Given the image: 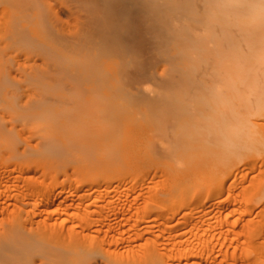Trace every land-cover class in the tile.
Listing matches in <instances>:
<instances>
[{"label":"rangeland","instance_id":"rangeland-1","mask_svg":"<svg viewBox=\"0 0 264 264\" xmlns=\"http://www.w3.org/2000/svg\"><path fill=\"white\" fill-rule=\"evenodd\" d=\"M240 1L139 0L123 60L89 0H0V264H264L263 72L235 65L264 8Z\"/></svg>","mask_w":264,"mask_h":264},{"label":"bare ground","instance_id":"bare-ground-1","mask_svg":"<svg viewBox=\"0 0 264 264\" xmlns=\"http://www.w3.org/2000/svg\"><path fill=\"white\" fill-rule=\"evenodd\" d=\"M146 1H148V0H146ZM208 1V0H207ZM227 2H228V0H226ZM241 1H243V0H241ZM240 1V2H241ZM246 1V0H245ZM248 1V0H247ZM85 2V1H84ZM84 2H83V5H84ZM89 2H90V5H91V8L93 7V14H94V16H95V19H96V22L98 23L97 24V26L99 25V26H101V32H102V30L104 31L103 32V34H101L100 33V35H102V40L104 41V42H110V44H111V47H113L115 50L116 49H120L119 50V52H121V54H122V59L124 58L123 57V55H126V53H128V51H130L131 49L128 47V49H126V47L124 46V44H122V41L120 40L121 39V37H123V39H124V36H126V35H128V32L134 27L133 25H134V23L136 22L135 20L136 19H138L139 18V15L142 13V12H144L147 8L149 9L150 7H151V5H149V7H147L148 5H145V4H142L141 2H139V0H89ZM161 2H163V1H161ZM210 2V1H209ZM215 2V1H214ZM221 2H224V0H221ZM226 2V3H227ZM237 2H238V0H237ZM244 2V1H243ZM86 3V2H85ZM143 3H145L144 1H143ZM208 3V2H207ZM219 3V2H218ZM230 3H232V1H230ZM229 3V4H230ZM246 2H244V4H245ZM249 4H250V6L252 7L251 9H252V15L251 16H254V15H259V13L261 12V15L263 14V11L261 10L260 12H258V10L259 9H261V8H264V3L262 2V0H259L258 2H254V1H249L248 2ZM247 3V4H248ZM82 4V3H81ZM88 4V6H90L89 5V3H87ZM148 4V3H147ZM154 5H155V3H153ZM166 4V3H165ZM184 4V3H183ZM209 4V3H208ZM154 5H153V7H154ZM160 4H158V6H159ZM206 5V4H205ZM220 5V4H219ZM238 5V4H237ZM240 6L242 5V4H239ZM216 6H217V4H216ZM216 6H214L213 5V7L214 8H216ZM230 6H233V5H230ZM234 6H236L235 4H234ZM157 7V6H156ZM171 7H172V5H171ZM184 7H187V6H184ZM225 7V6H224ZM243 7H245V6H243ZM243 7H242V9H243ZM247 7H248V5H247ZM88 8H90V7H88ZM155 8V7H154ZM153 8V9H154ZM205 8V7H204ZM156 9H158V8H156ZM166 9H167V7H166ZM170 9V8H169ZM185 9V8H184ZM221 9V8H220ZM225 9V8H224ZM247 9V8H246ZM159 10V9H158ZM162 10V8H160V11ZM164 10H165V7H164ZM219 10V9H218ZM231 10V12H233L234 10L233 9H230ZM233 10V11H232ZM238 10H240V9H238ZM244 10V9H243ZM242 10V11H243ZM149 12L151 11L150 9L148 10ZM153 11V10H152ZM168 11V10H167ZM167 11H166V13H167ZM222 12L224 11V10H221ZM220 11V12H221ZM227 11H229V10H227ZM237 11V9L235 10V12ZM242 11H240L239 12V15L240 16H242ZM245 11V10H244ZM243 11V12H244ZM251 11V10H250ZM4 12H5V10H4ZM22 12V11H21ZM156 12V11H155ZM161 12H163V11H161ZM160 12V13H161ZM222 12L220 13V14H222ZM225 12H226V10H225ZM224 12V13H225ZM235 12H233V14L235 13ZM245 12H249V10L248 11H245ZM148 13V12H147ZM146 12L144 13V14H146V15H149L150 16V14L152 13H150V14H147ZM164 13V12H163ZM169 13V12H168ZM179 13V12H178ZM184 13V12H183ZM182 13V14H183ZM228 14H230L229 12H227ZM241 13V14H240ZM23 14V13H22ZM170 14V13H169ZM173 14V13H172ZM171 14V15H172ZM187 14V13H186ZM235 14H238V12H236ZM247 14V13H246ZM254 14V15H253ZM142 16H143V14H141ZM153 15V14H152ZM165 15V14H164ZM223 15V14H222ZM224 15H226V14H224ZM264 15V14H263ZM262 15V16H263ZM142 16H141V18H142ZM161 17H162V15H160ZM166 16V15H165ZM169 16V15H168ZM173 16H174V14H173ZM175 16H177V15H175ZM208 16V15H207ZM230 16H231V14H230ZM232 16H234V15H232ZM231 16V17H232ZM244 16V15H243ZM250 16V15H249ZM260 16V15H259ZM151 17H155V15L154 16H151ZM229 17V16H228ZM238 17V16H237ZM246 17V16H245ZM255 17V16H254ZM258 17V16H257ZM91 18V17H90ZM163 18V17H162ZM168 18V17H167ZM166 18V19H167ZM170 18V17H169ZM173 18V17H172ZM172 18H170V19H172ZM203 18V17H202ZM206 18H208V17H206ZM210 18V17H209ZM240 18V17H239ZM256 18V17H255ZM140 19V18H139ZM138 19V20H139ZM145 19H147V17L145 18ZM145 19L143 18L142 19V22L143 23H145ZM169 19V20H170ZM194 19V18H193ZM204 19V18H203ZM229 19V18H228ZM232 19V18H231ZM244 19V18H243ZM260 19V18H259ZM264 18H262V20H263ZM21 20V19H20ZM141 20V19H140ZM149 20H150V18H149ZM154 21L156 20L155 18L153 19ZM257 20H258V18H257ZM262 20H259V22H261ZM93 21V20H92ZM160 21H163L162 19L160 20ZM168 21V20H167ZM174 21H175V18H174V20H173V23H174ZM182 21V20H181ZM183 21L184 22H186L184 19H183ZM95 22V21H94ZM157 23H158V20L156 21ZM164 22V21H163ZM176 22H178V21H176ZM204 22V21H203ZM206 22V21H205ZM208 22H210V21H208ZM212 22V21H211ZM231 23L232 21H228V23ZM236 22V21H235ZM240 22H241V20H240ZM245 22V21H244ZM149 23V22H148ZM148 23H147V25H148ZM150 23H153V22H151L150 21ZM150 23H149V25H150ZM160 23H162V22H160ZM171 23V22H170ZM91 24V23H90ZM136 24V23H135ZM175 24V23H174ZM177 24V23H176ZM207 24V23H206ZM210 24H212V23H210ZM221 24V23H220ZM237 24H239L238 22H237ZM257 24H259V23H255V25H257ZM148 25V26H149ZM208 25V24H207ZM206 25V26H207ZM231 25H235V24H233V22H232V24ZM241 25H243L242 23H240V26ZM254 25V24H253ZM252 25V26H253ZM171 27H173L172 26V24L170 25ZM197 26V25H196ZM200 26V25H199ZM205 26V27H206ZM222 26V25H221ZM137 27H138V25H137ZM146 27V26H145ZM150 27V26H149ZM176 28L178 27V26H175ZM223 27V26H222ZM239 27V26H238ZM88 28V27H87ZM92 28V27H91ZM144 28V27H143ZM152 28V27H151ZM155 28V27H154ZM153 28V29H154ZM261 28H262V25H261ZM89 29V28H88ZM95 29H96V27H95ZM94 29V30H95ZM136 29V28H135ZM146 29V28H145ZM156 29V28H155ZM205 29V28H204ZM207 29V28H206ZM210 29V28H209ZM208 29V30H209ZM226 29V28H225ZM97 30V29H96ZM151 30V29H150ZM163 30H165V29H163ZM169 30H170V28H169ZM234 30V29H233ZM232 30V31H233ZM236 30V29H235ZM233 31V33L232 34H234V32H236V31ZM240 30V29H239ZM241 30H245V28H243V27H241ZM251 30V29H250ZM259 30H261L260 28H259ZM89 31V30H88ZM132 31V30H131ZM135 31V30H134ZM152 31V30H151ZM218 31V30H217ZM225 31V30H224ZM227 31V30H226ZM225 31V32H226ZM245 31H247V30H245ZM244 31V32H245ZM111 32H115L114 34H117V35H114V36H111ZM153 32V31H152ZM156 32H157V30H156ZM159 32V31H158ZM173 32V31H172ZM204 32H205V30H204ZM248 32V31H247ZM246 32V33H247ZM252 32V31H251ZM251 32H250V34H251ZM87 33V32H86ZM163 33V32H162ZM171 33V32H170ZM195 33V32H194ZM212 33V32H211ZM231 33V32H230ZM239 33V32H238ZM238 33L236 32V34L238 35ZM90 34V33H89ZM144 34V33H143ZM146 34V33H145ZM172 34V33H171ZM217 34V33H216ZM229 34V33H228ZM235 34V35H236ZM239 34H241V35H239V37L242 39V43L243 44H241V46H244L243 48L245 49V51L247 50V52L246 53H244L245 55H244V57L242 58L241 56H239L240 58H242V59H240L239 57H237L235 60V65H237L238 66V64H240V67L242 68V70L243 69H245V68H247V66L249 65H251L250 66V68H251V70L253 69V74L254 75H257L256 77L258 78V74H256V73H259V71L260 70H258V72H256V71H254V70H256L255 68L256 67H258V68H260V65H261V67H262V71L261 72H263L262 74L263 75H261V77L259 76V79L261 80H263V82L261 81V83H260V86H262L263 84H264V27H263V29L260 31V33L257 35V36H252V37H254L255 38V40L251 37V38H249L245 33H243L242 34V32H240ZM248 34V33H247ZM253 34V33H252ZM135 35V34H134ZM159 35V34H158ZM223 35H226L225 33L223 34ZM86 36H88V35H86ZM118 36V37H117ZM140 36V35H139ZM91 37V36H90ZM113 37V38H112ZM117 37V40L116 39H114V38H116ZM127 37V36H126ZM125 37V38H126ZM202 37V36H201ZM228 36H226L225 38H227ZM133 38V37H132ZM131 38V39H132ZM222 38L223 39H225L224 38V36H222ZM237 38V37H236ZM236 38H234V36H233V39H236ZM96 39V38H95ZM118 39H119V41H118ZM256 39H261L260 40V44L258 43V44H256V42L255 41H257ZM85 40V39H84ZM90 40V39H89ZM134 40V39H133ZM167 40H168V38H167ZM221 40V39H220ZM225 40H227V39H225ZM237 40V39H236ZM240 40V39H239ZM254 40V41H253ZM87 41V40H86ZM231 41H232V37H231ZM230 41V42H231ZM144 42V41H143ZM148 42H150V40L148 41ZM162 42V41H161ZM233 42V41H232ZM240 42V41H239ZM239 42H233L234 44V49H232V51L231 52H233V54L235 55H240V43ZM125 43V42H124ZM127 43V42H126ZM137 43V42H136ZM84 44V43H83ZM135 44V43H134ZM133 44V45H134ZM145 44V43H144ZM218 44V43H217ZM216 44V45H217ZM99 45V44H98ZM106 45V44H105ZM107 45H109L108 43H107ZM143 45V44H142ZM89 46V45H88ZM135 46V45H134ZM137 46V45H136ZM139 46V45H138ZM210 46H211V44H210ZM215 46V45H214ZM85 47H87V44H86V46ZM94 47V46H93ZM111 47H108V48H111ZM203 47V46H202ZM212 47V46H211ZM90 48H92V47H90ZM107 48V49H108ZM112 48V49H113ZM144 48H146V47H144ZM147 48H148V46H147ZM199 48V47H198ZM213 49H215L216 48V46H215V48L214 47H212ZM229 48V47H228ZM233 48V47H232ZM243 48H241V49H243ZM259 48L261 49V52L260 53H258L257 51L255 52V50L256 49H258L259 50ZM128 50V51H126V50ZM229 49H231V48H229ZM93 50V49H92ZM91 50V51H92ZM103 50H105V48L103 49ZM109 50H111V49H109ZM148 50H149V48H148ZM239 50V51H238ZM106 51V50H105ZM114 51V50H113ZM137 51H139V50H137ZM185 51V50H184ZM205 51V50H204ZM213 51V50H212ZM218 51H219V49H218ZM242 51V50H241ZM244 50H243V52H245ZM82 52V51H81ZM97 52V51H96ZM112 52V51H111ZM134 52V51H133ZM217 52V51H216ZM221 52V51H220ZM222 52H224V51H222ZM227 52V51H226ZM92 53V52H91ZM129 53H131V51L129 52ZM187 53V52H186ZM118 54V53H117ZM117 54L115 53V55L117 56ZM120 54V53H119ZM201 54H203V53H201ZM211 54V53H210ZM209 54V55H210ZM99 55V54H98ZM105 55V54H104ZM134 55H137V54H135L134 53ZM134 55L132 54V58L131 59H133L134 61L135 60H137V56L136 57H134ZM206 55V54H205ZM217 55V53L215 54V56ZM220 55V54H219ZM219 55H217L216 56V58H218V56ZM237 55V56H238ZM101 56V55H100ZM143 56V55H142ZM231 56H233V55H231ZM128 57V56H127ZM183 57V56H182ZM220 57H221V55H220ZM224 57V56H223ZM227 57V56H226ZM226 57H225V59H226ZM230 57V56H229ZM233 57H235V56H233ZM232 57V59H234ZM222 58V57H221ZM220 58V59H221ZM121 59V58H120ZM124 60V59H123ZM214 60H215V58H214ZM213 60V61H214ZM217 60V59H216ZM224 60V59H223ZM138 61V60H137ZM141 61V60H140ZM212 61V62H213ZM217 61H219V60H217ZM238 61L240 62V63H238ZM96 62H97V60H96ZM220 62H222V60L221 61H219L218 63H220ZM234 62V61H233ZM237 62V63H236ZM126 63V62H125ZM124 63V65H126ZM144 64V63H143ZM227 64V63H226ZM243 64V65H242ZM220 65L223 67V65H222V63H220L219 64V67H220ZM234 65V68L235 69H237L236 68V66ZM93 66V65H92ZM140 66V65H139ZM216 66H217V63H216ZM253 66V67H252ZM94 67V66H93ZM119 67H120V64H119ZM133 67V66H132ZM218 67V66H217ZM227 67V66H226ZM90 68V67H89ZM126 68H127V66H126ZM214 68V67H213ZM233 68V72H236V70ZM33 69H35V68H33ZM122 69V68H121ZM228 69V68H227ZM239 69V68H238ZM237 69V70H238ZM127 70V69H126ZM218 69L216 68V71H217ZM221 70V69H220ZM223 70V69H222ZM240 70V69H239ZM250 70V71H251ZM44 71V70H43ZM99 71V70H98ZM241 71V70H240ZM243 71H245V70H243ZM95 72H96V70H95ZM94 72V73H95ZM123 72H124V70H123ZM126 72V71H125ZM145 73H146V71H144ZM219 72V71H218ZM223 72L224 71H222V74H223ZM261 72L259 73V74H261ZM44 73H46V72H44ZM83 73V72H82ZM137 73V72H136ZM212 73V72H211ZM220 73V72H219ZM225 73V72H224ZM236 73H239V72H236ZM246 73V72H245ZM96 74V73H95ZM222 74H220L221 76H222ZM240 74V73H239ZM238 74V75H239ZM40 75V74H39ZM46 75V74H45ZM211 74H209V76H210ZM228 75H233V74H227V76ZM235 75L236 74H234V78L236 79V77H238V79L240 78V77H242V76H245V74L244 75H242V73L240 74L241 76H237L236 75V77H235ZM212 76H214V75H212ZM216 77H217V75H215ZM223 76H224V74H223ZM148 77V76H147ZM229 77V76H228ZM227 77V79H229L230 80V78H228ZM231 77V76H230ZM252 78L254 77V76H251ZM253 78V79H255L254 81H256V82H258V84L256 83V82H254V83H256L257 85H259V82H260V80L258 79V81H257V78ZM214 78V77H213ZM221 78V77H220ZM244 78V77H243ZM247 78H249V77H246V79ZM37 79H39V78H37ZM139 79V78H138ZM218 79H219V76H218ZM233 79V78H232ZM241 80H242V78H240ZM217 80V79H216ZM215 80V81H216ZM220 80H222V79H220ZM219 80V81H220ZM252 80V79H251ZM148 81V80H147ZM219 81H218V83H219ZM227 81V80H226ZM234 81V80H233ZM239 80H237V82H238ZM248 81V80H247ZM247 81H244V82H242L243 83V85L242 84H240V85H242V87H247V85L249 84V82L247 83ZM99 82V81H98ZM97 82V83H98ZM222 82V81H221ZM220 82V83H221ZM232 81H230L229 83H231ZM236 82V81H235ZM252 82H253V80H252ZM252 82H250V83H252ZM131 83V82H130ZM143 83V82H142ZM144 83H146L145 81H144ZM227 84V83H226ZM236 84H239V82L238 83H236ZM255 84V85H256ZM143 85V84H142ZM212 85V84H211ZM231 85H232V83H231ZM231 85H229V86H231ZM250 85V84H249ZM249 85H248V88H249ZM252 85V84H251ZM254 85V84H253ZM214 86H215V84H214ZM214 86H212V87H214ZM228 86V87H229ZM264 86V85H263ZM201 87V86H200ZM200 87H198V88H200ZM218 87L219 86H217V89H218ZM221 87V86H220ZM223 87V86H222ZM257 87V86H256ZM216 88V87H215ZM215 88L213 89V93H215ZM225 88H227V87H225ZM230 88H232V87H230ZM233 88H236V87H233ZM233 88H232V90H233ZM239 88H241V86L239 87ZM248 88H247V91L249 92H251V89H252V92L251 93H249L248 94V92H247V95H249L247 98H245V96H244V98H240V100H242L243 102H244V100H249V97H250V99H251V97L252 96H250V94H252L254 91H253V88L251 87L250 88V90H248ZM201 89H202V87H201ZM205 89V88H204ZM201 90V91H206V90ZM216 89V90H217ZM255 89V88H254ZM141 93H142V95L144 96V97H146V101L147 100H149V99H147L148 98V96H149V92L148 91H145L144 89H143V87L142 88H140V89H138ZM211 90V89H210ZM227 90V89H226ZM229 90V89H228ZM235 90V89H234ZM241 90V89H240ZM260 90H262V89H260ZM263 90H264V88H263ZM219 91H223V90H219ZM242 91H243V88H242ZM149 93V94H147V93ZM204 92H203V94H204ZM230 92H231V90H230ZM239 92V91H238ZM255 92H257V88H256V91ZM254 92V93H255ZM261 93H262V91H260ZM201 93V92H200ZM206 93H208V92H206ZM219 93V92H218ZM223 93V92H222ZM227 93V92H226ZM258 93V92H257ZM260 93V94H261ZM223 94H225V93H223ZM232 94V93H231ZM260 94L258 93V98H256L254 101H252L253 102V105H251V103L250 102H248V100H247V102L251 105V106H253L251 109H253L254 107H255V109L258 111L257 113H259V115H261V119H262V116H264V95L263 94H261V96H260ZM185 95V94H184ZM208 95V94H207ZM213 95V94H212ZM234 95V94H233ZM233 95H231V97L233 96ZM244 95H246L245 94V92H244ZM263 95V96H262ZM154 96H155V94H154ZM159 96V99L161 98V95H160V92L159 93H157V96L156 97H154V98H157ZM193 96V95H192ZM206 96V95H205ZM210 95H208L207 97H209ZM215 96H217V94L215 95ZM223 96V95H222ZM221 96V97H222ZM240 96H242V93H241V95ZM254 96V95H253ZM171 97V96H170ZM212 97V96H211ZM210 97V98H211ZM219 94H218V98H216V100L218 99L219 100ZM199 98V97H198ZM233 98V97H232ZM234 98H235V95H234ZM253 98V97H252ZM150 99H151V97H150ZM158 99V100H159ZM172 99V98H171ZM189 99H191V98H189ZM221 99H223V98H221ZM236 99V98H235ZM235 99H233L232 100V102H234V103H237L238 104V102L237 101H234ZM254 99V98H253ZM140 100H142V99H140ZM198 100V99H197ZM197 100H194L195 102H197ZM211 100V99H210ZM213 100V102H212V104L213 103H215L214 102V99H212ZM211 100V101H212ZM239 100V99H238ZM252 100V99H251ZM142 101H144V100H142ZM152 101H153V99H152ZM151 101V102H152ZM166 101V100H165ZM175 101V100H174ZM188 101V100H187ZM224 101V100H223ZM151 102H150V104H151ZM179 102V101H178ZM184 102V101H183ZM201 102V101H200ZM240 102V101H239ZM242 102V103H243ZM147 103V102H146ZM149 103V102H148ZM154 103V102H153ZM175 103H176V101H175ZM192 103V102H191ZM221 103V102H220ZM219 103V101H218V104H219V106L221 107V104L222 105H224L223 103H221L220 104ZM247 103V104H248ZM156 104V103H155ZM177 104V103H176ZM229 104V103H228ZM241 104V102L238 104V105H240ZM248 104V105H249ZM157 105V104H156ZM179 105V104H178ZM214 105V104H213ZM236 105V104H235ZM237 105V107H239ZM244 105V104H243ZM246 105V104H245ZM151 106V105H150ZM159 106V105H158ZM166 106V105H165ZM174 106V105H173ZM247 106V105H246ZM245 106V110L247 109V107ZM36 107V106H35ZM152 107V106H151ZM150 107V108H151ZM154 107H156V106H154ZM153 107V108H154ZM226 107H228V106H226ZM179 108H180V106H179ZM178 108V109H179ZM214 108H216V104H215V107ZM218 108V107H217ZM216 108V109H217ZM222 108V107H221ZM240 109L242 108V107H239ZM205 109V108H204ZM207 109V108H206ZM223 109V108H222ZM230 109H231V107H230ZM236 109V108H235ZM243 109V110H244ZM250 109V110H251ZM254 109V110H255ZM219 110V109H218ZM227 110H228V108H227ZM233 110V109H232ZM205 111V110H204ZM220 111V110H219ZM224 111H226V109L224 110ZM238 112L240 111V110H237ZM249 111V110H248ZM206 112V111H205ZM212 112V111H211ZM227 112V111H226ZM242 112V111H241ZM255 113L256 111H252V113ZM207 113V112H206ZM220 113H221V111H220ZM229 113V112H228ZM246 113V112H245ZM243 114V116L244 115H247V116H249V117H251L252 115L251 114ZM248 113V112H247ZM212 114H213V112H212ZM215 114V113H214ZM219 114V113H218ZM233 114V113H232ZM237 114V113H236ZM181 115V114H180ZM226 115V114H225ZM240 115H242V114H240ZM251 115V116H250ZM259 115H258V117H259ZM49 116V115H48ZM48 116H47V118H48ZM235 116V115H234ZM254 117H256L257 115H256V113H255V115H253ZM252 116V117H253ZM51 117H52V115H51ZM215 117H217V116H215ZM218 117H219V115H218ZM217 117V118H218ZM34 118V117H33ZM41 118V117H40ZM39 118V119H40ZM54 118V117H53ZM201 118V117H200ZM227 118V117H226ZM237 118H239V117H237ZM245 119H246V116L244 117ZM264 118V117H263ZM38 119V120H39ZM177 119V118H176ZM195 118H193V120H194ZM244 119V120H245ZM35 120H36V118H35ZM49 120H51V118L49 119ZM231 120V119H230ZM230 120H228V122L230 121ZM233 120V119H232ZM240 119H238V121H239ZM247 120V119H246ZM250 120V119H249ZM255 120V119H254ZM253 120V121H254ZM256 120H259L258 118H256ZM190 121V120H189ZM198 121V120H197ZM218 121V120H217ZM220 121V120H219ZM43 122H44V120H43ZM193 122V121H192ZM240 122H241V120H240ZM249 122H252V121H249ZM257 122V121H256ZM255 122V123H256ZM46 123V122H45ZM221 123V122H220ZM219 123V124H220ZM230 123V122H229ZM237 123V122H236ZM252 123H254V122H252ZM254 123V124H255ZM49 124V123H48ZM195 124V123H194ZM234 124V123H233ZM239 124H241V123H239ZM221 125V124H220ZM230 125V124H229ZM245 125H246V122H245ZM183 127V126H182ZM254 128H255V126H253ZM190 128V127H189ZM230 128H232V127H230L229 126V130H230ZM257 128V127H256ZM185 129V128H184ZM241 129H243V127L241 128ZM248 130H249V128H248ZM248 130H246V131H248ZM240 131V130H239ZM249 131H251V130H249ZM257 132V131H256ZM236 133V132H235ZM242 133V132H241ZM231 134H232V132H231ZM233 134H234V132H233ZM256 134V133H255ZM243 135V138L245 137L244 136V134H242ZM253 135V134H252ZM256 135H258V134H256ZM255 135V136H256ZM233 136H235V135H233ZM236 136H238L237 134H236ZM251 136V135H250ZM258 136H260V135H258ZM241 137V136H240ZM252 137V136H251ZM251 137H248V138H251ZM200 138V137H199ZM248 138H246L245 137V140H247ZM256 137H254V139H255ZM180 139V138H179ZM203 139V138H202ZM230 139V138H229ZM237 139V138H236ZM259 139V138H258ZM240 140V139H239ZM239 140L236 142L237 144L238 143H243L244 141H243V139L242 140H240V142H239ZM179 141V140H178ZM183 141H184V139H183ZM201 141V140H200ZM222 141V140H221ZM232 141V140H231ZM243 141V142H242ZM248 141V140H247ZM246 141V142H247ZM253 141V140H252ZM255 141H258L257 140V138H256V140ZM254 141V143H258V142H255ZM185 142H186V140H185ZM248 142H251V139H250V141H248ZM259 142H260V139H259ZM188 143V142H187ZM215 143V142H214ZM222 143H226V142H224V141H222ZM228 143H231V142H228ZM252 143V142H251ZM201 145L202 144H204V143H200ZM253 144V143H252ZM247 145V144H246ZM249 145V144H248ZM203 146V145H202ZM231 146V145H230ZM230 146H228L229 147V149H230V151H231V148H230ZM236 146V145H235ZM239 147H243V145L241 146V145H238ZM250 146V145H249ZM256 147V149H257V145H255ZM227 147V146H226ZM238 147V148H239ZM237 148V149H238ZM245 149H246V147H244ZM233 149H234V146H233ZM239 149H241V148H239ZM243 149V148H242ZM241 149V150H242ZM215 151L214 152H216V149H214ZM213 151V148H212V150H211V152ZM235 151H237V150H235ZM235 151H232V152H234V153H236ZM244 151V150H243ZM243 151H241V153L243 152ZM248 151H249V148H248ZM258 151V150H257ZM256 151V152H257ZM245 152V151H244ZM243 152V153H244ZM240 153V154H241ZM211 154V153H210ZM237 155L239 154V152L238 153H236ZM246 154L247 153H245L244 155L246 156ZM204 155V154H203ZM207 155V154H206ZM205 155V156H206ZM216 155V154H215ZM227 155V154H226ZM202 156V155H201ZM216 156H218V153H217V155ZM228 156V155H227ZM239 156V155H238ZM244 156V157H245ZM213 157H214V154H213ZM219 157V156H218ZM221 157V159H220V161H222L223 159H222V156H220ZM224 158H225V156H224ZM227 158V157H226ZM225 158V159H226ZM230 159H233L232 157H229ZM240 158H243V157H241L240 156ZM205 159H206V157H205ZM215 159H216V157H215ZM224 159V160H225ZM224 160H223V162H224ZM234 160V159H233ZM217 161V160H216ZM226 161V160H225ZM227 161H229V159L227 158ZM213 162V161H212ZM218 162H219V160L217 161V166H218ZM221 163V162H220ZM211 164H213V163H211ZM223 164V163H222ZM222 164H221V166H222ZM214 165V164H213ZM213 165H211V166H213ZM216 166V167H217ZM215 167V168H216ZM220 167V166H219ZM214 168V167H213Z\"/></svg>","mask_w":264,"mask_h":264}]
</instances>
